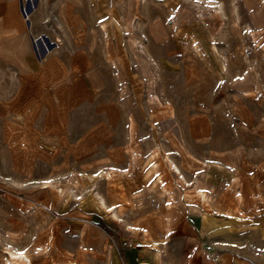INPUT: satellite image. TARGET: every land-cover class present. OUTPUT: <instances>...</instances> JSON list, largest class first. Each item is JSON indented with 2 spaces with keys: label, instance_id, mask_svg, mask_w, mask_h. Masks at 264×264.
Here are the masks:
<instances>
[{
  "label": "rangeland",
  "instance_id": "374dc122",
  "mask_svg": "<svg viewBox=\"0 0 264 264\" xmlns=\"http://www.w3.org/2000/svg\"><path fill=\"white\" fill-rule=\"evenodd\" d=\"M131 1L104 0L103 35L89 0H0V264L8 246L28 248L31 264H113V251L119 264H153L143 253L153 248L168 264H264V0H236V22L230 0H214L219 9L146 0L137 10ZM168 12L166 36L153 39L147 15ZM132 16L145 69L131 53ZM129 146L147 178L135 195L121 193L113 170L97 176L124 167ZM183 151L233 172L244 204L234 192L230 202L223 175L205 192L213 208L179 183L165 156L190 182L202 174ZM91 185L119 221L90 202L92 192L78 201L58 192Z\"/></svg>",
  "mask_w": 264,
  "mask_h": 264
},
{
  "label": "crops",
  "instance_id": "0c3cea01",
  "mask_svg": "<svg viewBox=\"0 0 264 264\" xmlns=\"http://www.w3.org/2000/svg\"><path fill=\"white\" fill-rule=\"evenodd\" d=\"M89 1L91 2L92 6H93V8L95 10V13L97 15V20L99 21V24L101 26V30L103 32L104 31L103 28H104V25L106 23V19L104 17V13H105L104 0H89ZM145 1L146 0H144V1L132 0L129 8L130 9L135 8V10H137L139 8V3L140 2L144 3ZM123 2H124V0H123ZM165 2L167 3V0H165ZM113 4H114V2H113ZM0 8H7V6L5 4L1 3L0 4ZM114 8H116L115 4H114ZM120 8H122V12L117 14V20H116V24H118V25H121L120 19H121L122 14L124 16V14H126V12H127L126 5L124 6L123 4H120ZM125 8H126V11H125ZM107 10H108V8H107ZM134 17L135 16H132V17L128 18L129 34L133 38V45L135 47L134 50L131 51V53L133 54V57L136 59V61L139 64H143V68L145 69V68H147V65H146L147 63L145 61V58H143L142 56L138 55L137 52H136V50H137V46L136 45L139 42H136V39L132 35L133 28H134V22H133V18ZM147 17L149 18V22H150L149 26H148V33L151 34L152 38L155 39V40H159V39H161V37H165L166 36V29L164 27L163 20H165L166 17L167 18L170 17L169 12L167 13V15L164 16V18H162V16H160L159 14L157 16L147 15ZM189 25H191V24H189ZM177 31L178 30H176L174 33H176ZM103 35H104V32H103ZM116 50L117 49H115V51ZM115 51L113 50V55L110 58L107 57V59H108L110 65H111V67L118 72L117 75H116L117 76V80H121L120 61L115 58L114 54H117V52H115ZM144 51L145 50L142 48V53H144ZM122 62H123V60H122ZM122 86H124V85L122 84ZM170 113H172V112H170ZM133 137H134V134H133V122L131 120L130 126H129L128 142L131 143L133 141ZM127 156H128V159H127L126 165L124 167L120 168V167H117V166H107L104 170H101L100 172H98L97 176H103V177L106 176L108 179H110L111 175L115 174L120 179V181H118V182L121 183V187H122L121 193H123V192L125 193V191L126 192L130 191L132 193V195H135V194L140 193L139 187H140V185H144L145 184L147 178H143V175H141L142 163L140 162V159H138L137 155L134 153V151L132 150V148L130 146L127 147ZM183 157H184L185 161L188 164L194 163V164L198 165V167L202 170V174H201L200 180H198L197 178H194V180L192 182L186 180L184 175L180 171L179 167L168 156H165V165L167 166V168L169 170L174 172L172 170V168L170 167L171 166L170 162H172L179 169V172L183 176V178L187 182L191 183V186L194 185L193 186V190H194L195 194L209 208H213L214 204L210 202L209 197H208V195H206L205 192H206V189L212 190V188H214V184L218 181V179H220V175H223L224 178L227 179V182L229 184L228 185L229 186L228 190H229V193H230V202H232L231 201L232 200L231 196H232V193L234 192L235 193L234 203L237 206L244 204L245 201H243L241 193H240V191H238L239 183L238 184H234V182L232 180V178L234 177V173L233 172H230V173L225 172L224 170H222L217 165H214L213 163H211L209 161L208 162L207 161L206 162L201 161V160L195 158L193 155H191L190 153H188L186 151H183ZM158 167H159L158 162H154L151 165V170H152V172L154 174H156L155 175L156 176L155 183H162V181L160 182L159 180H157V176H159ZM109 170H113L114 172L111 175L107 176V172H109ZM125 173H129V176H126ZM176 177H178L177 174H176ZM160 178H161V176H160ZM178 178H177V180L179 182ZM85 180L86 181H90V178L89 177L85 178ZM86 190L82 189L78 193L75 194V191L69 188V197L68 198H72V197H74V195L76 196L79 193L82 194L81 197L84 196V198H86V193L87 192H92L94 194L99 195L101 198H104L97 191L94 190L92 185L89 187V189H86ZM165 190H166V188L164 187L162 189V194L166 196ZM71 192H73V193H71ZM103 200L105 201V199H103ZM169 201H170V198L168 196H166V201H165L166 213H165V216H164V224H165V230H166L167 233L170 232L171 214H172V211L169 212ZM222 201L223 200H221V202ZM105 203H106V201H105ZM224 203H225V201H224ZM222 204H223V202H222ZM114 210H115V208H114ZM215 210H219V209H217L215 207ZM226 211H228V210L226 209ZM127 226H131V227H133L134 230H136V227H134L132 225H126V228H127ZM134 230H132V231H134ZM128 231L132 232L131 230H128ZM100 232L102 234H104V232L102 230H100ZM143 234L145 236V238L143 239L144 242L148 243L149 245H152V241H149V239L147 238L148 237V231L143 229ZM141 245L143 246V244H141ZM153 246L154 245H152V247ZM138 253H140V252H138ZM143 253L150 254L149 256H147V258H148L147 262H150L151 259H152L153 264H168V262L166 261V257H165V255L167 253H166V250H164V249L161 250V249L153 248V249H150V251H145ZM143 255L144 254H137L138 257L139 256H143ZM125 256L128 257L127 260L130 261V259L133 258L134 254H132V252L125 251ZM135 257H136V255H135ZM112 258H113V261H114L113 264H119L117 259H116V257H115V255H114V251L112 252ZM118 259L120 260V258H118ZM119 262L121 263L122 261L120 260Z\"/></svg>",
  "mask_w": 264,
  "mask_h": 264
},
{
  "label": "bare ground",
  "instance_id": "6f19581e",
  "mask_svg": "<svg viewBox=\"0 0 264 264\" xmlns=\"http://www.w3.org/2000/svg\"><path fill=\"white\" fill-rule=\"evenodd\" d=\"M199 1V0H198ZM203 1L205 4H207L208 7L210 8H221V4L217 1L214 0H201ZM202 3V2H201ZM231 3V8H233L234 12H235V22L239 19L237 11H236V0H230ZM246 6L247 8H256L258 6V0H245ZM252 31V30H251ZM170 167L172 168V170L174 171L173 173H176L179 182L185 186H189L190 184L183 178V176L180 174L179 169L172 163L170 162ZM170 168V169H171ZM87 191V190H86ZM166 191V190H165ZM59 195L65 196L66 193H69V191L67 192V190H58ZM73 193V192H71ZM70 193V194H71ZM84 193V192H83ZM170 192L167 193V196H171ZM76 194V193H75ZM82 194L79 195H74V197H72L75 201L78 200H83L84 196L81 197ZM85 195V194H84ZM104 198H101L99 195L97 194H93L91 195V199L90 202H92V204H96L97 207H99L101 210L105 211L112 220L114 221H119V218L114 210L115 207L113 206H107L105 201L103 200ZM128 229L134 230L133 227L128 226ZM34 251L39 254L44 250V247L39 245V242H37L34 246ZM28 252L29 249L28 248H24V249H16L12 246H8L6 247V264H31V259L28 256Z\"/></svg>",
  "mask_w": 264,
  "mask_h": 264
},
{
  "label": "built area",
  "instance_id": "2783aa9c",
  "mask_svg": "<svg viewBox=\"0 0 264 264\" xmlns=\"http://www.w3.org/2000/svg\"><path fill=\"white\" fill-rule=\"evenodd\" d=\"M141 245L139 244V246L138 247H140Z\"/></svg>",
  "mask_w": 264,
  "mask_h": 264
}]
</instances>
